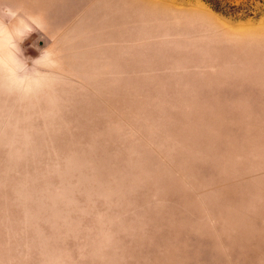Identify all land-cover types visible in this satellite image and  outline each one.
Masks as SVG:
<instances>
[{
	"label": "rangeland",
	"instance_id": "374dc122",
	"mask_svg": "<svg viewBox=\"0 0 264 264\" xmlns=\"http://www.w3.org/2000/svg\"><path fill=\"white\" fill-rule=\"evenodd\" d=\"M0 264H264V0H0Z\"/></svg>",
	"mask_w": 264,
	"mask_h": 264
},
{
	"label": "trees",
	"instance_id": "16d2710c",
	"mask_svg": "<svg viewBox=\"0 0 264 264\" xmlns=\"http://www.w3.org/2000/svg\"><path fill=\"white\" fill-rule=\"evenodd\" d=\"M217 9H218V7H217Z\"/></svg>",
	"mask_w": 264,
	"mask_h": 264
}]
</instances>
